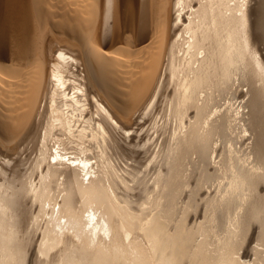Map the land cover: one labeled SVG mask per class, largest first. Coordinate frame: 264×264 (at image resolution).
Segmentation results:
<instances>
[{
    "label": "bare ground",
    "instance_id": "obj_1",
    "mask_svg": "<svg viewBox=\"0 0 264 264\" xmlns=\"http://www.w3.org/2000/svg\"><path fill=\"white\" fill-rule=\"evenodd\" d=\"M190 49L203 57L182 96L177 77L190 71ZM140 55L144 64L136 61ZM238 76L247 86V99L233 108L234 95L226 93ZM260 79L264 0H0L2 264H49L54 255L57 264L141 259L146 250L136 249L135 239L131 248L120 243L119 224L145 212L169 227L188 264H264V218L258 210L264 191ZM204 86L225 96L202 116L193 91L201 87L202 93ZM191 108L202 132L180 120ZM244 108L246 114L240 112ZM125 112L133 124L122 117ZM166 113L171 120L160 121ZM92 124L99 137L88 140L86 148L107 160L111 170L96 174L90 163L94 179L85 184L66 175L62 183L60 166L51 165L52 149L81 152L83 137H74V129L82 135ZM214 135L222 141L219 148L217 138L211 143ZM155 142L156 160L150 164ZM237 143L249 148L240 170ZM210 152L227 156L213 159ZM226 169L235 171L230 179L239 191L215 201L221 192L207 196L203 188ZM109 185L115 199L106 190ZM78 199L95 217L96 242L81 233L79 241L65 237L62 251L53 240L41 243L47 235L42 226H55L41 206L67 220L84 215L72 206ZM137 202L140 210L133 212L128 205ZM218 237L230 241L214 247ZM252 237L248 256L242 257L240 246Z\"/></svg>",
    "mask_w": 264,
    "mask_h": 264
},
{
    "label": "snow or ice",
    "instance_id": "obj_2",
    "mask_svg": "<svg viewBox=\"0 0 264 264\" xmlns=\"http://www.w3.org/2000/svg\"><path fill=\"white\" fill-rule=\"evenodd\" d=\"M211 112L209 115L211 116ZM71 131V129H70ZM244 136L248 135V132L243 133ZM69 147L75 151L74 145H69ZM234 147H239L234 145ZM53 155H51V165L56 167L57 165L61 168V175L59 177L60 181L63 183L65 181V176H75L77 181H83L85 184L88 183L89 179L95 178V174L92 172L90 163L94 164L96 161L89 157L88 161H85L81 156L70 155L66 152H61L59 148L52 149ZM213 159H218L220 156L219 152L209 153ZM246 162L244 160V155H242L239 160H237L238 168H243ZM235 171L232 169H226L223 174L216 177L214 183L210 187L216 188L221 192L222 196L235 195L239 191V185L235 184L234 178ZM259 179L264 180V177ZM125 183H130V181H125ZM103 186V180L98 187ZM111 198L115 199V195H112V189L109 185L106 189ZM262 199L259 203V212L264 218V191L260 192ZM73 208L83 209L84 215L82 217L69 216L67 220L59 218V216L48 214L47 206L42 205L46 214V219L48 221H55V226L50 224H45L42 227L47 233L46 236L40 238L41 243L47 245L49 240L55 242L56 249L62 251V243L65 237L74 238L79 241L84 236L88 237L90 241L94 244L96 242V236L99 229L94 224L95 217L88 214L87 207L84 206V200L78 199L72 202ZM129 208L133 212L139 211V202L136 204L129 203ZM54 211H58V208ZM34 214V213H33ZM127 220L130 223H126L122 218L119 224V231L121 234L120 243L122 245H128L130 248L133 247L131 241L135 239L136 244L134 247L138 250H146L143 258L138 260H128L117 261L116 264H188L187 258L181 259L184 256L183 246L175 235L170 231L169 227L162 223L157 216L152 215L151 212H145L139 219L135 216H128ZM100 228H103V235L108 236V228L101 224ZM2 264V261H0ZM49 264H57L56 256H52Z\"/></svg>",
    "mask_w": 264,
    "mask_h": 264
},
{
    "label": "rangeland",
    "instance_id": "obj_3",
    "mask_svg": "<svg viewBox=\"0 0 264 264\" xmlns=\"http://www.w3.org/2000/svg\"><path fill=\"white\" fill-rule=\"evenodd\" d=\"M196 51L197 50L190 49L189 52H188V54H187L188 66H186V69L190 68V71H186L184 73L180 72L179 73V77H177L179 79V83H178L179 84L178 85L179 87H177V89L180 91V95H182V96H183V93L185 92V90H187V88H188V87H186V85H189V84H192L193 85V79L194 78H193V75H192V71L196 67L197 59H199L200 57H203V56L196 55L195 54ZM145 58H144V55H140V56H138L136 58L137 59L136 61L137 62L139 61L140 64H144L145 63ZM235 79H238V81H236L233 84V87L231 88V90L227 91V93H226V94L231 93V94L234 95L233 96L234 99H232L230 101V103L233 104V108L238 107V105H245L244 103H245V101L247 99V86L244 85L241 82L239 76H238V78L235 77ZM263 81H262V79L258 80L256 82V86L264 87V82ZM66 86H67V84H66ZM191 88H194V87H191ZM200 90H201V87H195L194 88V91H193V93H194L193 94L194 95V103H195V106L200 110L201 115L204 116L205 113L213 105H217L219 103V101L221 100L222 96L224 97L225 95H221V92H217L214 88H212L210 86H204L202 93L200 92ZM129 110L130 109H127L128 112H129ZM196 111H198V110H196ZM128 112H125L126 116H124V115L122 116L124 119H126V118L129 117V113ZM240 112H242V114H246L247 113V109L244 108V109L240 110ZM194 113H195V109L194 108H191V109H189L187 111V113L180 119L181 122L183 123V125H186L187 124V126H188V125H191V124L192 125L193 124H196L194 122V119H193ZM170 117H171L170 114H167L166 113L165 116L161 117L160 121L161 120H164V122H166V120H167L169 122L171 120ZM126 121H127V119H126ZM127 122H129V124H133L134 120H131V121L128 120ZM197 124H196V126L197 127L199 126L198 129H200V131L202 132L203 131V127L201 126V119L199 121H197ZM174 126H175V124L173 122V127ZM87 127L90 128V130H88V128H86V130L83 131V134L82 135H80V134L77 133V131H78L77 128L74 129V137H76V138L77 137H83V138H79L81 140V142H82V144H80L81 145L80 148L82 150H81V152H74V156L75 155L76 156H83V157L88 158V159H89V157H91L92 160L96 161V163L92 164V166H94V165L96 166V168H95L96 169V172L95 173L96 174L97 173L98 174H100V173H107V172H109L111 170L112 166L110 164H108V161L107 160H105L104 158L102 159L101 155L98 154V155L93 156L92 153L90 152V150L86 148L87 145L85 144L88 140H91V138L99 137V135L97 133H93L94 130H95V128L97 127V125L94 126V124H92V125L87 126ZM91 130H93V132ZM216 136L214 135V137H212L211 143L212 142L213 143L215 142V140L217 138ZM246 137H248V135L245 136V138ZM215 143H216V147L217 148H219V146L222 145V141H221L220 138H217V142H215ZM236 146H239V147H237V149L240 150V154L238 155L240 157L243 154L249 152V148L246 145L241 146V145H239V143H237ZM222 150H225V148H223ZM154 151H156V152L153 155V157H152V159L150 161V164H153L155 162V160H156V154H157V151H158V143L155 144ZM226 156L227 155L225 153H221V156L220 157L225 158ZM208 163H209L208 165H209L210 169L213 170L215 166L213 165L212 160L209 157H208ZM251 171L252 172H257V173L260 172V170L255 171L254 167H253V169ZM216 175H217V173H215L214 176H216ZM213 183L214 182H213V179H212V181L209 184H206V187L204 186V188H203L204 193H206L207 196H210L211 194H214V192L216 190V188L210 187V185H212ZM154 188L156 189L157 187L155 186ZM218 195L217 196L214 195L216 197L215 201H217V199H219V198L223 199V196L222 195H219V196ZM241 200H243V199L241 198ZM148 202L142 205V209L143 210H147L148 204L150 205V203H148ZM240 204H242L241 201H240ZM238 209L233 214V217H232L233 219H235L237 217V215L239 214V210L240 209L239 210ZM98 212L100 213L99 210H98ZM252 239H253V237L250 240L246 241L242 246H240L239 251L241 252L242 257L248 256L247 255V252H248V249L252 247V246H250ZM213 240H214V247L215 246H218V247L221 246L222 247L223 244L226 243V241H228V242L230 241V239L227 238V237L226 238L225 237L224 238L223 237H218V238H215V239L213 238Z\"/></svg>",
    "mask_w": 264,
    "mask_h": 264
}]
</instances>
